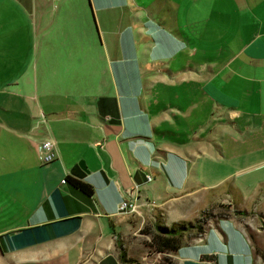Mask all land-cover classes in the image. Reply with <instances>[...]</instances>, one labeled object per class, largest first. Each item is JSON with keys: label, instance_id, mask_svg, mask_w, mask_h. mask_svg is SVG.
Listing matches in <instances>:
<instances>
[{"label": "crops", "instance_id": "1", "mask_svg": "<svg viewBox=\"0 0 264 264\" xmlns=\"http://www.w3.org/2000/svg\"><path fill=\"white\" fill-rule=\"evenodd\" d=\"M257 155L264 0H0V264H124L143 223L190 221L221 190L250 220L213 221L174 257L192 264V247L228 239L248 264L264 171L234 183L224 166ZM134 185L153 203L141 218L116 212Z\"/></svg>", "mask_w": 264, "mask_h": 264}, {"label": "rangeland", "instance_id": "2", "mask_svg": "<svg viewBox=\"0 0 264 264\" xmlns=\"http://www.w3.org/2000/svg\"><path fill=\"white\" fill-rule=\"evenodd\" d=\"M145 26L146 22L143 21V27ZM212 125H216V123H213ZM231 149H233L232 152H236V154H241L245 151L244 146L238 143H234ZM251 158V160L250 158H246L244 156L227 158L224 169L229 172L239 170L233 174L234 177L232 182L237 183L241 179L247 178L246 176H248L250 173V176H253L255 174L258 175L260 171H264V155H257ZM246 168H249L250 170H245ZM252 180L258 181V178L255 177ZM222 193L223 192L221 190V192L210 195L208 202L202 207L200 211L197 212L194 218L190 220L191 223L196 224V227L187 231L183 235L180 252L186 249L184 246H188L191 242H194V240L199 239L206 227L213 221L225 219L233 215L236 216V219L246 221L250 220L249 217L251 216L252 212L241 210V207L233 205L232 201L228 200L225 194ZM192 211L193 209L186 215V219H190L192 217ZM256 220L260 222L261 216H258V218L256 217ZM152 223L153 222L143 223L142 228L144 227L147 230H150L152 228ZM199 227H201L202 231H198ZM139 234L140 235L138 242L136 243V247L140 254H137L133 259L137 260V262L140 264H189L187 262L184 263L183 261L179 263V261L174 257V253L162 254L154 252L151 247L146 246L147 242L149 241V235L141 233V231H139ZM204 240L205 241H202L201 244L196 245L195 248L192 247L190 252L196 253L199 251L206 257H209L207 256L208 254H212L213 256H211L210 259L213 263L208 261L206 257L200 255L199 258L194 259L192 264H245V261L248 260L246 254H240L237 252L235 253V250L228 239H219V241H215L208 238ZM248 241L253 251L248 264H254L256 262L254 259H257L258 262L264 264V235L256 236L249 234L248 232ZM134 245L135 242L131 244V246ZM212 250H215L216 253H211ZM180 252L177 253V255L181 254Z\"/></svg>", "mask_w": 264, "mask_h": 264}, {"label": "trees", "instance_id": "3", "mask_svg": "<svg viewBox=\"0 0 264 264\" xmlns=\"http://www.w3.org/2000/svg\"><path fill=\"white\" fill-rule=\"evenodd\" d=\"M63 180L86 196H90L92 193L90 185L78 179L65 176ZM195 227L196 224H193L190 221H175L171 222L169 225H164L156 219L152 223V228L150 230L143 227L140 231L141 233L149 235V241L146 246L151 247L154 252L172 254L182 246L183 235ZM198 231H202L201 227L198 228ZM118 259L124 264H140L137 260L126 257L124 250L119 251Z\"/></svg>", "mask_w": 264, "mask_h": 264}, {"label": "built area", "instance_id": "4", "mask_svg": "<svg viewBox=\"0 0 264 264\" xmlns=\"http://www.w3.org/2000/svg\"><path fill=\"white\" fill-rule=\"evenodd\" d=\"M37 153L39 158L43 163H48L52 161L55 157V148L54 144L50 139H42L36 145ZM150 177L148 175L145 176V181H150ZM61 182H64L62 180ZM126 195H124L116 205V212L117 213H124V214H134L137 217H142L140 207L147 205L152 206V202L143 201L137 202V198L131 196L133 191L137 193V185H134L132 188L125 190Z\"/></svg>", "mask_w": 264, "mask_h": 264}, {"label": "water", "instance_id": "5", "mask_svg": "<svg viewBox=\"0 0 264 264\" xmlns=\"http://www.w3.org/2000/svg\"><path fill=\"white\" fill-rule=\"evenodd\" d=\"M78 165H79V167H80L81 169L85 170V168H84V165H83V162H82V161H79V162H78Z\"/></svg>", "mask_w": 264, "mask_h": 264}]
</instances>
